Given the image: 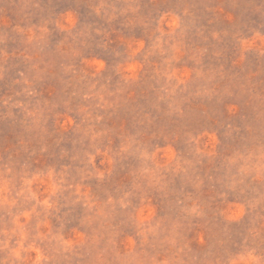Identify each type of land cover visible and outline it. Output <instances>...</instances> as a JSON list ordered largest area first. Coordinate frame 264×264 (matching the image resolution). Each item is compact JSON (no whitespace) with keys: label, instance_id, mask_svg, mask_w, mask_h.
I'll use <instances>...</instances> for the list:
<instances>
[{"label":"rangeland","instance_id":"obj_1","mask_svg":"<svg viewBox=\"0 0 264 264\" xmlns=\"http://www.w3.org/2000/svg\"><path fill=\"white\" fill-rule=\"evenodd\" d=\"M0 264H264V0H0Z\"/></svg>","mask_w":264,"mask_h":264}]
</instances>
